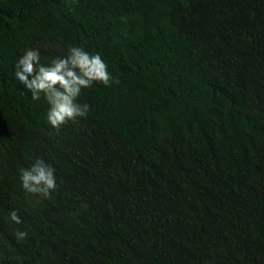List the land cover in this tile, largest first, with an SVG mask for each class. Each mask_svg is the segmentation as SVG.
I'll return each mask as SVG.
<instances>
[{
  "label": "trees",
  "instance_id": "16d2710c",
  "mask_svg": "<svg viewBox=\"0 0 264 264\" xmlns=\"http://www.w3.org/2000/svg\"><path fill=\"white\" fill-rule=\"evenodd\" d=\"M69 46L120 83L57 133L15 65ZM0 264H264V0H0Z\"/></svg>",
  "mask_w": 264,
  "mask_h": 264
},
{
  "label": "clouds",
  "instance_id": "9594fccd",
  "mask_svg": "<svg viewBox=\"0 0 264 264\" xmlns=\"http://www.w3.org/2000/svg\"><path fill=\"white\" fill-rule=\"evenodd\" d=\"M15 79L31 92L33 100L43 96L47 101V122L57 133L70 121L88 117L91 106L80 102L84 89H91L97 83L105 87L120 83L109 70L106 59L83 46H69L66 54L48 63L41 62L38 48H29L15 65ZM19 172L21 186L27 194L51 198L58 188L56 169L43 158H36L30 168H21ZM8 218L15 225L23 223L18 210L11 211ZM14 235L18 242L28 238V232L19 228Z\"/></svg>",
  "mask_w": 264,
  "mask_h": 264
}]
</instances>
